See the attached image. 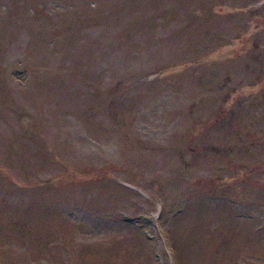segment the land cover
Segmentation results:
<instances>
[{
  "label": "rangeland",
  "instance_id": "obj_1",
  "mask_svg": "<svg viewBox=\"0 0 264 264\" xmlns=\"http://www.w3.org/2000/svg\"><path fill=\"white\" fill-rule=\"evenodd\" d=\"M0 264H264V0H0Z\"/></svg>",
  "mask_w": 264,
  "mask_h": 264
}]
</instances>
